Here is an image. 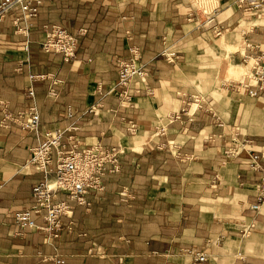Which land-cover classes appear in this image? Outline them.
<instances>
[{"label":"crops","instance_id":"crops-1","mask_svg":"<svg viewBox=\"0 0 264 264\" xmlns=\"http://www.w3.org/2000/svg\"><path fill=\"white\" fill-rule=\"evenodd\" d=\"M39 1L24 34L14 25L19 8L0 21V100L14 114L35 106L42 133L124 153L104 189L87 193L88 207L59 193L73 213L47 239L14 221L43 180L29 163L42 137L0 125V264H55L42 260L55 254L64 264H264V199L252 208L260 173L247 154H230L244 140L264 146V88L251 97L230 86L263 23L237 0ZM46 25L77 37L73 59L42 49ZM130 46L146 76L132 77L131 103L121 106L118 61ZM169 52L171 62L162 56ZM52 79L56 97L47 95Z\"/></svg>","mask_w":264,"mask_h":264},{"label":"built area","instance_id":"built-area-1","mask_svg":"<svg viewBox=\"0 0 264 264\" xmlns=\"http://www.w3.org/2000/svg\"><path fill=\"white\" fill-rule=\"evenodd\" d=\"M39 0H0V21L6 14L19 8L20 15L14 20L16 32L24 34L26 26H22L38 14ZM237 5L251 15L259 16L264 11V0H237ZM44 39L41 47L45 52L61 56L63 61L74 58L77 46V37L60 25L44 26ZM250 53L242 55V62L248 65V73L230 86L236 91L247 93L255 97L258 91L264 88V23L262 25V38L259 43L247 44ZM129 56L118 61V76L116 86L121 106L130 105L131 94L129 85L133 76H146V72L139 65L141 51L137 46L128 48ZM168 61H173V53H163ZM47 78L45 75H35L32 79ZM49 79V77H48ZM58 80H51L47 89L49 97H56L58 90L55 85ZM98 92L102 94L98 87ZM28 93L33 95V91ZM108 93V92H106ZM200 99V98H198ZM197 100V99H196ZM0 125L8 127L9 123L17 124L22 130L35 132L42 140L31 148L29 163L43 173V180L32 187L33 204L28 209L14 213L15 223L22 229H39L44 232L47 239L57 238L62 229L61 218L70 217L74 205L59 199V193H65L75 205L88 207L90 204L86 195L89 191L100 192L104 189L103 178L107 173L120 170L119 159L124 153L120 146L104 147L99 143L79 145L72 140V135L65 138L64 131H45L39 129V113L35 106L24 112L12 113L7 102L0 100ZM184 112V109H183ZM178 117V115H174ZM76 129L75 126L70 127ZM252 142L244 140L239 146L230 151V154L245 153L249 156L248 166L251 170L260 173L259 192L257 202L252 205L257 209L264 199V146L259 150L251 148ZM34 215H40L45 221L44 226H38ZM194 262L206 261V253L187 249ZM50 259L55 264H64L61 255L52 257L43 256L42 260Z\"/></svg>","mask_w":264,"mask_h":264},{"label":"rangeland","instance_id":"rangeland-1","mask_svg":"<svg viewBox=\"0 0 264 264\" xmlns=\"http://www.w3.org/2000/svg\"><path fill=\"white\" fill-rule=\"evenodd\" d=\"M262 13H264V11ZM252 18H257L258 19L257 20L258 23H264V15H261V18H260V15L259 16L255 15ZM238 63L241 64V62H238ZM232 71L234 73L233 78L242 79V77L248 73V66L245 68V70L243 68H236V69H233Z\"/></svg>","mask_w":264,"mask_h":264}]
</instances>
